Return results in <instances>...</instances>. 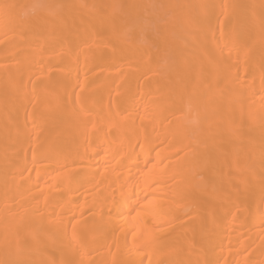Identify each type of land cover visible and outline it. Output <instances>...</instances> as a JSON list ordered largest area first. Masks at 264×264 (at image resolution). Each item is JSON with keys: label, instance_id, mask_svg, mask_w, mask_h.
I'll list each match as a JSON object with an SVG mask.
<instances>
[{"label": "bare ground", "instance_id": "obj_1", "mask_svg": "<svg viewBox=\"0 0 264 264\" xmlns=\"http://www.w3.org/2000/svg\"><path fill=\"white\" fill-rule=\"evenodd\" d=\"M262 181L264 0H0V264H225Z\"/></svg>", "mask_w": 264, "mask_h": 264}, {"label": "rangeland", "instance_id": "obj_2", "mask_svg": "<svg viewBox=\"0 0 264 264\" xmlns=\"http://www.w3.org/2000/svg\"><path fill=\"white\" fill-rule=\"evenodd\" d=\"M180 18H181V15L177 16V19H180ZM134 92H136V91H134ZM58 96L61 97L60 95H58ZM148 113H149V110L147 108V114ZM260 178H261V176H260ZM216 181L217 180L213 181L214 186H216V184H217ZM262 183H264V181H262ZM258 184H259L258 182L255 183V185H258ZM207 203L210 204V201L208 200ZM208 207L206 209H208ZM227 208H228V205H226L225 210ZM260 208H261V205L258 206V209L255 212H253L252 216H254L255 213H258ZM230 215L232 216V213ZM85 216L87 217L88 214ZM190 217H192V216H190L189 213L184 214V216H182L177 221V223H179L178 227H176L171 232L183 229L187 225V221H188L187 219ZM227 219L223 220L222 222L227 221ZM235 220L241 221V218H240V220H237V219H235ZM222 222H220L218 224L217 228L222 229V225H221ZM244 225H247L248 227L246 228V230H244L243 234H239V237L237 239L233 238L234 235L237 234V232H240V231H238L237 227L231 226V227H228V230H226V231L223 230L222 232H220V237H222L223 244L226 245V247L224 248L226 250L219 253L218 262L221 261V258L224 255L230 258L227 262H225V264H240V261L236 258L239 256H245V255H248V257L246 258V261H245V262H247V264H255L257 261L260 260L261 256H260V251L258 250L257 244H252V242H249L248 241V238H249L248 235H249V233H252L255 229L261 230V232H263L262 234H264V223L255 222L254 219L252 218V219H247ZM248 231H250V232H248ZM246 232L248 233V235H246ZM169 234H171V233H168V235ZM168 235L167 234L163 235V237L160 236L159 240L162 241V240L166 239L167 238L166 236H168ZM226 238H227V240H226ZM216 242L217 241H215V244H216ZM216 264H217V262H216Z\"/></svg>", "mask_w": 264, "mask_h": 264}]
</instances>
